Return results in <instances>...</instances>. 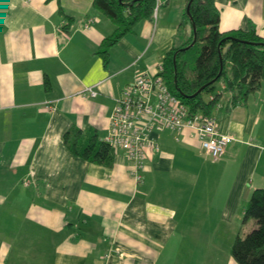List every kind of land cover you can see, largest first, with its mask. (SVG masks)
I'll list each match as a JSON object with an SVG mask.
<instances>
[{
    "label": "crops",
    "instance_id": "0c3cea01",
    "mask_svg": "<svg viewBox=\"0 0 264 264\" xmlns=\"http://www.w3.org/2000/svg\"><path fill=\"white\" fill-rule=\"evenodd\" d=\"M215 4L221 32L264 39V0ZM187 5L164 1L105 64L116 26L94 0H0V264H238L229 248L254 227L244 211L264 188V81L257 98L235 99L225 78L204 94L234 138L219 160L193 130L165 131L138 182L122 150L108 165L65 142L74 129L107 135L126 84L191 40Z\"/></svg>",
    "mask_w": 264,
    "mask_h": 264
},
{
    "label": "trees",
    "instance_id": "16d2710c",
    "mask_svg": "<svg viewBox=\"0 0 264 264\" xmlns=\"http://www.w3.org/2000/svg\"><path fill=\"white\" fill-rule=\"evenodd\" d=\"M94 6L109 16L116 26L99 51L107 64L110 48L132 32L139 21L154 17L156 0H94ZM190 12L196 24L197 41L184 49L193 42V30L191 40L169 52L163 60L161 75L170 90L193 111L205 114H211L217 96L206 101L204 94L214 91L217 81L222 78H225V90L232 92L235 99H245L258 91L264 81V39L255 30L221 32L220 12L215 0H193ZM185 20L190 21L187 9ZM193 22L190 21L191 25ZM228 62L231 76L227 75ZM203 86H206L204 90L195 95ZM83 135L81 129L66 133L65 142L71 151L92 162L104 159L110 165L114 149L95 132ZM249 219L255 221L254 227L248 233L237 235L231 253L238 264H264V188L254 190L251 195L244 211V223Z\"/></svg>",
    "mask_w": 264,
    "mask_h": 264
},
{
    "label": "built area",
    "instance_id": "2783aa9c",
    "mask_svg": "<svg viewBox=\"0 0 264 264\" xmlns=\"http://www.w3.org/2000/svg\"><path fill=\"white\" fill-rule=\"evenodd\" d=\"M164 0H156L155 14ZM161 61L155 74H140L126 84L123 94L116 100L110 117L107 135L102 141L113 149L122 150L132 162L138 182L143 181L142 171L149 154L159 152V134L176 133V139L186 129L194 131L203 150L213 160L223 158L234 138L218 131L217 119L203 111H193L174 94L161 75ZM90 96L97 92L87 89Z\"/></svg>",
    "mask_w": 264,
    "mask_h": 264
},
{
    "label": "water",
    "instance_id": "95a60500",
    "mask_svg": "<svg viewBox=\"0 0 264 264\" xmlns=\"http://www.w3.org/2000/svg\"><path fill=\"white\" fill-rule=\"evenodd\" d=\"M192 1H193V0H190L189 4H188V6H187V14H188V16H189V18H190V21L193 22V17H192L191 12H190V5H191V2H192ZM192 26H193V30H194V39H193V42H192L191 45L185 47L184 49L189 48L190 46H192V45L197 41L196 24L193 22V23H192ZM222 69H223V63H221V71H222ZM215 80H216V79H214L212 82H214ZM212 82H211V83H212ZM205 87H206V86L201 87V88L197 91V93H196L195 95L201 93V92L204 90ZM258 95H259L258 92H256V93H255V97L257 98Z\"/></svg>",
    "mask_w": 264,
    "mask_h": 264
},
{
    "label": "rangeland",
    "instance_id": "374dc122",
    "mask_svg": "<svg viewBox=\"0 0 264 264\" xmlns=\"http://www.w3.org/2000/svg\"><path fill=\"white\" fill-rule=\"evenodd\" d=\"M173 1H177L178 2L179 0H173ZM226 69H227V75H229L230 74V69H229L228 65H227ZM223 81H224V79H221L219 82L216 83V89L217 90H219L221 88V86L223 84ZM166 132H170V131H166ZM171 133H173V132H171ZM160 143H161V141H160ZM161 146H162V144H161ZM243 234H245V233H243ZM231 249H232V245L229 248V253L230 254H231ZM210 263L213 264V262H210Z\"/></svg>",
    "mask_w": 264,
    "mask_h": 264
}]
</instances>
